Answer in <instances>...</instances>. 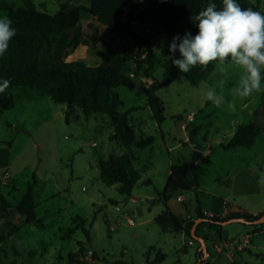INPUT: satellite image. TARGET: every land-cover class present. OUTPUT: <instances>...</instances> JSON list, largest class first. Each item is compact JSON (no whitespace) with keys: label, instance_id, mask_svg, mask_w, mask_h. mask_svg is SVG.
I'll return each mask as SVG.
<instances>
[{"label":"rangeland","instance_id":"rangeland-1","mask_svg":"<svg viewBox=\"0 0 264 264\" xmlns=\"http://www.w3.org/2000/svg\"><path fill=\"white\" fill-rule=\"evenodd\" d=\"M0 1L17 8L25 6V0ZM32 1L39 9L55 14L62 4L88 7L91 0ZM247 1L254 5L258 2ZM260 10L264 12V0ZM3 15L6 13L0 10ZM81 25L90 35L89 46H98L108 54H121L131 42L128 34L104 28L87 12H82ZM137 29L153 37L155 66L146 73L144 52L138 65H126L127 72L135 73L136 82L147 88L167 79L171 82L157 92L166 109V119L160 125L141 89L114 90L123 102L120 112L136 108L129 120L137 137H154L152 146L131 152L141 174L131 198L122 195L118 185L107 186L100 180L99 161L125 153L113 137L107 116L87 117L82 109H68L30 88L8 90L15 106L0 117V194L4 199L0 200V237L6 238L0 243V264H68L70 258L89 264H148L159 253L165 255L160 264H194L200 245L193 239L194 245H189L190 239L181 234L165 233L154 222L157 216L168 209L180 219L193 215L196 196L206 210H219L224 201L241 204L249 212H260L264 207L259 174L253 168L243 169L244 164H255L261 171L264 165L263 161L257 163L264 159V93L234 97L232 89L240 69L233 67L221 74L216 65L206 82L193 87L167 59L175 35L156 32L153 24ZM175 55L180 58L178 51ZM71 59L67 57L66 61ZM74 60L95 64L89 59ZM209 89L223 96L219 107L205 99L204 92ZM189 117H193L192 122ZM249 123L258 125L252 148L225 151L220 147L233 137L239 125ZM193 136L200 149L191 145ZM236 169L243 172L231 173ZM184 171L200 179L206 195L190 189ZM171 175V184L178 191L165 203L161 194ZM149 180L152 185H146ZM30 185L34 186L38 207L36 219L28 223L16 206ZM180 185L183 190H179ZM242 188L246 193L233 197L231 192ZM180 196L184 198L182 203ZM79 218L86 222L90 239L78 228ZM223 230L222 238L226 239L221 240L209 227L201 228L200 236L208 239L210 251L206 264H264V224L253 227L234 223Z\"/></svg>","mask_w":264,"mask_h":264},{"label":"trees","instance_id":"trees-1","mask_svg":"<svg viewBox=\"0 0 264 264\" xmlns=\"http://www.w3.org/2000/svg\"><path fill=\"white\" fill-rule=\"evenodd\" d=\"M209 3H215L217 9H222V0H91L88 7L82 5L62 4L60 10L51 14L39 9L32 0H25L24 7L7 4L0 1V10L12 20L16 35L12 38L7 52L0 57V82L10 79L11 84L4 93H0V117L15 106L14 97L8 93L12 88H30L42 92L58 104H64L68 109L74 107L84 111L87 117L93 114L105 115L109 118L113 128V137L125 151L121 155H111L106 160L99 161L100 180L107 186H119L122 195L131 198L133 190L141 181V174L134 166L132 150H141L154 143L153 136L137 137L130 124L129 115L136 110L131 108L127 112H120L123 102L114 90L119 87L135 88L136 74L127 72L129 63L139 64L146 53V73L154 69L153 37L150 33L141 34L138 27L153 24L156 32L170 35H184L185 32L195 36L198 28L196 21L191 18L204 10ZM242 8H252L260 11L261 0L254 5L247 0H237ZM82 12H87L95 22L105 28L128 34L131 42L123 48L121 54L109 52L107 60L98 66H87L82 62H67L66 58L74 53L80 45L89 46L87 32L82 28ZM262 13V12H261ZM264 14V12L262 13ZM94 29L93 25L88 26ZM215 64L206 68L197 65L188 73L186 79L193 87H199L206 82L214 70ZM167 79L156 87L142 86L141 91L146 95L148 106L153 112L155 121L162 124L166 119L165 103L157 92L170 84ZM66 121L69 122L68 114ZM258 132L256 123L239 125L233 137L220 147L225 150L238 148L249 149L254 146ZM184 178L188 184L198 190L199 182L195 176H189L184 171ZM172 175L164 188L161 197L166 203L178 188L171 184ZM146 185H152L151 180ZM179 190H183L182 185ZM34 186L30 185L22 196L16 209L19 214L27 217V222L35 220L38 203L33 195ZM0 200H4L0 194ZM196 217L206 219L200 223V230L209 227L212 231L220 232L223 227L210 223L209 220L224 222L234 218H243L249 222L259 220L264 212L258 215L248 213H231L220 219L218 215L208 217L202 209L201 202L196 196ZM81 221L80 228L90 239V233L85 229V221ZM196 220V219H195ZM195 220L180 219L168 209L155 219L165 233L184 234L191 238V231ZM246 226V225H245ZM251 226L257 227L252 224ZM206 242L208 239L203 237ZM6 238L0 237V243ZM208 253H210L208 249ZM204 254L197 248V264H206ZM165 255L159 253L154 261L148 264H160ZM68 264H89L70 258ZM231 264H239L232 262Z\"/></svg>","mask_w":264,"mask_h":264},{"label":"clouds","instance_id":"clouds-1","mask_svg":"<svg viewBox=\"0 0 264 264\" xmlns=\"http://www.w3.org/2000/svg\"><path fill=\"white\" fill-rule=\"evenodd\" d=\"M222 5L218 10L215 3H209L191 18L196 21L197 34L175 35L167 59L185 74L197 65L206 68L213 63L221 74L233 67L238 68L240 76L232 89L234 97L264 93V14L252 8H242L237 0H222ZM15 35L12 20L7 15L0 16V57L7 52ZM177 51L180 58H176ZM10 84V79L0 82V93H4ZM204 97L215 107H219L224 99L214 89L204 92ZM251 167L259 174L258 184L264 187V171L255 164Z\"/></svg>","mask_w":264,"mask_h":264},{"label":"crops","instance_id":"crops-1","mask_svg":"<svg viewBox=\"0 0 264 264\" xmlns=\"http://www.w3.org/2000/svg\"><path fill=\"white\" fill-rule=\"evenodd\" d=\"M92 19V18H91ZM93 20V19H92ZM105 28V27H104ZM106 52V53H105ZM75 53V54H74ZM74 53H72L71 55H69L68 57L69 58H72L71 60L72 61H69V62H80V61H75L74 59H76V58H80V59H83V60H87V59H89L90 60V62H94L95 64L93 65V66H91V65H87V61H83L82 63H84L85 65H87V66H91V67H94V66H98V65H100L102 62H104L105 60H107V58H108V51H103L101 48H99L98 46H84V45H80L78 48H77V50L74 52ZM75 55V57H73ZM68 62V61H67ZM153 118H154V116H153ZM155 120V119H154ZM157 123V122H156ZM158 124V123H157ZM160 125V124H159ZM117 142V141H116ZM118 143V142H117ZM118 145H119V143H118ZM252 148V147H251ZM238 149H244V148H238ZM250 149V148H249ZM234 150V149H233ZM261 161H263V163H264V159H259V160H257V163L258 162H261ZM243 169L244 170H247V169H252V167L250 166V165H246V164H244V166H243ZM264 170V165H263V168H261V171H263ZM232 172H236L237 174L238 173H242L243 172V170L242 169H239V171L236 169V170H232L231 171V173ZM197 178V177H196ZM197 180H198V182H199V188H198V192H201V193H203V195H206L207 193H205L203 190H202V188H201V182H200V179H198L197 178ZM231 181H233L232 179H231ZM232 184V183H231ZM189 185V184H188ZM190 186V185H189ZM244 188V187H243ZM243 188H242V190H239L238 192L236 191V192H231V194L233 195V197H235V196H237V197H239L240 195H244V193H246L245 192V190H243ZM190 189H192V187L190 186ZM201 202V201H200ZM180 203H182V202H180ZM226 204H228V205H230L232 208H234V209H237V210H239L240 211V213H248V214H251V215H258V214H261V213H263L264 212V207L261 209V210H258V211H260V212H249L248 210H247V208H245V207H243V206H240L239 204H235V203H233V202H229V201H224L221 205H220V208H219V210L217 209V210H206L205 208H203V206H202V202H201V206H202V209H203V212L208 216V217H211V216H216V215H218L219 217H222V216H224L225 215V205ZM197 206V205H196ZM187 209H188V207H187ZM214 209H216V208H214ZM170 211H172V210H170ZM173 212V211H172ZM174 213V212H173ZM158 217V216H157ZM156 217V218H157ZM155 218V219H156ZM155 219H154V221H155ZM182 219H184V220H188V221H193V220H195V219H197V217H196V212L193 214V215H188V216H186V217H183ZM223 229L220 231V232H215V231H212L214 234H216V235H218L219 236V238L221 239V240H224V239H226V238H222V233H223ZM183 237H185V238H188L187 236H185L184 234H181ZM190 239V238H189ZM190 241H192L191 239L189 240V245H190Z\"/></svg>","mask_w":264,"mask_h":264},{"label":"water","instance_id":"water-1","mask_svg":"<svg viewBox=\"0 0 264 264\" xmlns=\"http://www.w3.org/2000/svg\"><path fill=\"white\" fill-rule=\"evenodd\" d=\"M164 1H166V0H160V2H164ZM135 87L138 88V89H141L142 88V83L136 82L135 83ZM190 143L196 149H200L201 148L197 144V142L195 141L194 136L190 139ZM207 221L208 220H206V219H196L195 223L193 225L192 231H191V238L200 245L199 250L202 251L203 254H204L203 260H206V258L209 256V253H208V248H207L205 239L197 234V228H198V225L200 223L207 222ZM209 222L210 223L219 224L222 227H225V226H227L229 224H234V223H241V224H244V225H252V224H254V225H263L264 224V215L259 220L255 221V222H249V221H247V220H245L243 218H234V219H230V220H227V221H224V222H218V221L209 220ZM199 263H200V261L197 264H199Z\"/></svg>","mask_w":264,"mask_h":264},{"label":"built area","instance_id":"built-area-1","mask_svg":"<svg viewBox=\"0 0 264 264\" xmlns=\"http://www.w3.org/2000/svg\"><path fill=\"white\" fill-rule=\"evenodd\" d=\"M188 120H189L190 122H192V121H193V117H189ZM187 126H188L187 123H186V124H183V125H182V129H183V130H186ZM179 201H180V202H183V201H184V198H183L182 196H180V197H179ZM231 213H240V211L237 210V209H234V208H232L230 205L226 204V205H225V215L222 216V217H220V219L225 218L227 215H229V214H231ZM211 217H213V216H211ZM130 224H132V225L134 224L132 220L130 221ZM263 233H264V231H263ZM190 245H194V242H193V241H190ZM88 254H89V257H92L93 252H92V251H89Z\"/></svg>","mask_w":264,"mask_h":264}]
</instances>
